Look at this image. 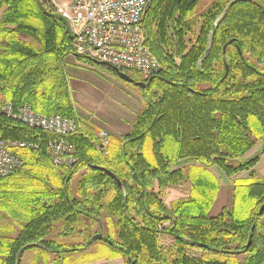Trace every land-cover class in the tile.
<instances>
[{
  "label": "trees",
  "instance_id": "1",
  "mask_svg": "<svg viewBox=\"0 0 264 264\" xmlns=\"http://www.w3.org/2000/svg\"><path fill=\"white\" fill-rule=\"evenodd\" d=\"M149 2L142 26L160 69L138 81L145 84L144 107L128 133L109 137L107 155L96 151L98 137L81 127L65 138L76 164L55 178L48 156L55 137L0 116L1 141L37 146L15 151L30 172L0 180V264H22L35 249L55 254L52 264H82L72 255L83 246L48 237L91 244L95 229L106 232L98 260L264 264L260 156L245 160L264 140V0ZM229 4L203 59L214 22ZM70 43L33 0H0V95L15 107L78 120L60 68ZM212 168L232 183L230 207L216 216L211 210L220 183ZM183 183L190 184L188 197L167 208L160 191ZM160 237L172 244L162 246ZM195 250L201 255H192Z\"/></svg>",
  "mask_w": 264,
  "mask_h": 264
},
{
  "label": "built area",
  "instance_id": "2",
  "mask_svg": "<svg viewBox=\"0 0 264 264\" xmlns=\"http://www.w3.org/2000/svg\"><path fill=\"white\" fill-rule=\"evenodd\" d=\"M48 12L59 15L69 27L70 53L91 62L127 74L136 72L148 80L160 69L151 54L142 28L145 6L149 0H41ZM129 76V75H128ZM0 116L22 125L41 130L55 138L48 144L49 161L53 169L62 172L76 164L75 149L65 140L81 129L78 120L59 115L44 116L28 104L15 107L0 102ZM110 145L106 132H100L96 151L107 155ZM36 150L32 144L0 140V180L8 179L24 169L16 150Z\"/></svg>",
  "mask_w": 264,
  "mask_h": 264
},
{
  "label": "rangeland",
  "instance_id": "3",
  "mask_svg": "<svg viewBox=\"0 0 264 264\" xmlns=\"http://www.w3.org/2000/svg\"><path fill=\"white\" fill-rule=\"evenodd\" d=\"M202 5L199 7L197 12H200ZM144 28V25L142 26ZM26 42H31L25 39ZM61 70L65 73L68 81V87L71 96L74 98V108L78 110L80 123L86 126L85 130L90 133H94L98 137L100 132H106L109 137L120 138L121 136L128 133L131 124L136 119L137 115L141 112L144 107V95L141 88L137 87L133 83H127L120 79L116 74L112 73L110 69L106 66H100L94 62H90L86 59H79L72 54L66 55L60 63ZM129 77L138 82L140 77L136 72L128 73ZM98 97V98H97ZM104 99L109 106H115L120 109V113L117 116L120 117L116 121H105L104 119L96 118L92 116L93 114L90 109H93L92 105H100V99ZM102 103V101H101ZM127 103V106H125ZM110 124V125H109ZM112 128L111 132L110 129ZM260 156L259 162L255 167L256 176L264 181V140L257 143V145L246 155L245 160L252 158L253 156ZM212 174L218 179L220 183V190L217 195L216 202L211 212V216H215L221 212L223 208L230 207L231 203V190L232 183L230 180L226 179L224 174L216 169H211ZM81 174V173H80ZM80 174L74 177L71 186L73 187L76 180L80 177ZM62 175L59 172L55 177L58 178ZM248 173L240 174L237 178H246ZM20 176L14 180H18ZM161 197L164 205L169 208L170 204L177 200H182L188 197L190 192V184L183 183L177 187L167 188L161 190ZM19 194V193H18ZM17 194V195H18ZM264 206L261 207V210ZM168 224L165 223L163 227H167ZM93 232V236L97 234L105 235L104 230L101 232ZM49 240L57 242L58 244L69 245V244H79L83 249L79 253L73 254L72 258L75 260H83L82 264H126L123 258L115 260H98L94 254H98L101 245L99 243L102 241L92 242L88 244L83 241L82 238H70L68 240H62L56 235L48 237ZM160 244L164 247H168L172 244V240L169 237H160ZM64 249V248H63ZM62 249V250H63ZM66 250V249H64ZM87 254H93L94 256L85 257ZM192 255L200 256V251H192ZM55 254L52 252H40L35 249L29 251L22 256V264H52L55 259ZM87 259V260H85ZM243 257H239L241 261ZM85 260V261H84Z\"/></svg>",
  "mask_w": 264,
  "mask_h": 264
},
{
  "label": "water",
  "instance_id": "4",
  "mask_svg": "<svg viewBox=\"0 0 264 264\" xmlns=\"http://www.w3.org/2000/svg\"><path fill=\"white\" fill-rule=\"evenodd\" d=\"M35 2V4L37 5V7L39 8L40 12L45 15L46 17H49V18H53L55 20H57L61 26L64 28V32L65 34L67 35L68 39L71 40V36H70V31H69V27H68V24L67 22L61 18L59 15L57 14H54V13H50L47 11V9L44 7L43 3L41 0H33ZM149 1L147 2L146 6H145V9H144V12L143 14L146 13L148 7H149ZM231 4H229L225 10L218 16V18L216 19V21L214 22V25H213V28L212 30L210 31L209 35H208V38H207V48H206V51L204 53V56H203V59H205L208 54H209V51H210V45H211V39H212V36H213V32H214V29L218 27V25L220 24V22L222 21L223 17L225 16V14L227 13L229 7H230ZM202 60H200L198 62V68L200 67V64H201ZM95 64L97 65H100V66H106L108 67L106 64L104 63H98V62H94ZM114 70V69H113ZM116 75L124 80L125 82L127 83H133L135 84L137 87L143 89L145 87V84L144 83H140V82H134V80H132L127 74H124V73H121L117 70H114ZM108 175L112 178H114V176L110 173H108ZM262 211V210H261ZM100 229H101V225H99ZM103 239L102 235L101 234H97V235H94L92 238H91V242H96V241H101ZM251 243V237L249 238V242H248V246L250 245ZM24 250H21L19 255H21L23 253Z\"/></svg>",
  "mask_w": 264,
  "mask_h": 264
},
{
  "label": "crops",
  "instance_id": "5",
  "mask_svg": "<svg viewBox=\"0 0 264 264\" xmlns=\"http://www.w3.org/2000/svg\"><path fill=\"white\" fill-rule=\"evenodd\" d=\"M89 61V60H88ZM91 62V61H90ZM70 91H72V90H70ZM71 94H72V92H71ZM73 95V94H72ZM98 98V97H97ZM3 100H5L4 99V97H2L1 95H0V102L1 101H3ZM71 100H72V102H73V107H74V98H73V96H71ZM101 101H102V103H101ZM93 107V109H90L89 111H91V113L93 114L92 116H96V118H99V119H104L105 121H110V122H112V121H116L118 118L120 119V115L119 116H117L118 115V113H120L119 111H120V109L118 108V107H120V106H115L116 108L114 109L113 108V106H109L107 103H106V101L104 100V99H100V105H95V103L92 105ZM125 106H127V103H125ZM75 109V108H74ZM75 112H76V114H77V118H78V120H80V118H79V114H78V110H77V108L75 109ZM79 123H80V121H79ZM81 124V123H80ZM110 125V124H109ZM81 127H82V130H85V128H86V126H84V124L82 125L81 124ZM87 129V128H86ZM108 129H110V132H111V129L112 128H108ZM49 171V170H48ZM56 172H57V174L60 172V171H57V170H55ZM55 171H49V172H55ZM25 172H30L29 170H22V173H24L23 175H20V176H25ZM42 172V171H41ZM56 174V175H57ZM217 199V198H216ZM216 202V201H215ZM214 207V206H213ZM213 209V208H212ZM211 212H212V210H211ZM219 214V213H218ZM217 214V215H218ZM216 216V215H215Z\"/></svg>",
  "mask_w": 264,
  "mask_h": 264
},
{
  "label": "bare ground",
  "instance_id": "6",
  "mask_svg": "<svg viewBox=\"0 0 264 264\" xmlns=\"http://www.w3.org/2000/svg\"><path fill=\"white\" fill-rule=\"evenodd\" d=\"M139 77H140V76H139ZM140 79L143 80L141 77H140ZM143 81H145V80H143ZM134 82H135V81H134ZM140 83H143V82H140Z\"/></svg>",
  "mask_w": 264,
  "mask_h": 264
}]
</instances>
